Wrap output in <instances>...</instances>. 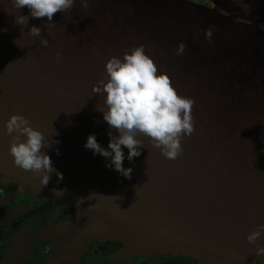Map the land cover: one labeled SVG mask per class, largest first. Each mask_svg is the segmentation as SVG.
I'll use <instances>...</instances> for the list:
<instances>
[{
  "label": "water",
  "instance_id": "95a60500",
  "mask_svg": "<svg viewBox=\"0 0 264 264\" xmlns=\"http://www.w3.org/2000/svg\"><path fill=\"white\" fill-rule=\"evenodd\" d=\"M237 1L216 3L235 8ZM17 15L29 11L0 0V177L70 209L42 264H80L93 240L120 242L116 259L264 264L256 255L264 232L254 245L245 239L264 224V32L188 0H88L87 8L75 0L71 11L54 15L53 26L30 16L21 26ZM32 26L41 36L28 34ZM181 43L186 48L177 55ZM138 46L177 94L194 102L195 131L176 159L143 136L131 162L122 146L128 179L84 145L94 134L107 150L108 132L117 135L95 110L104 107L103 96L91 89L106 76L108 59ZM11 115L27 118L52 144L42 151L62 181L54 172L42 188L38 175L14 166L4 129Z\"/></svg>",
  "mask_w": 264,
  "mask_h": 264
},
{
  "label": "clouds",
  "instance_id": "9594fccd",
  "mask_svg": "<svg viewBox=\"0 0 264 264\" xmlns=\"http://www.w3.org/2000/svg\"><path fill=\"white\" fill-rule=\"evenodd\" d=\"M13 9L27 8L33 19H46L45 26H53V17L57 13L71 11L75 0H10ZM81 6L88 7V0H81ZM29 16L17 15L15 23L27 26ZM32 37L41 36V28L32 26L28 32ZM211 28L206 31V38L211 42ZM41 46L47 47L48 41L42 39ZM186 45L181 43L176 48L177 55H182ZM57 60L60 54L56 55ZM106 76L92 87V95L103 96L104 107L95 109L103 115V121L110 129L107 150L102 148L94 134L87 137L84 148L93 155L99 154L110 158V167L130 179L132 169L123 167L125 159L122 146L127 149V159L131 162L141 155L138 150L143 143L137 137L149 139L153 147L160 150L166 159H176L182 154L181 141L195 131L191 116L193 101L181 97L172 86L166 74H158L155 62L145 54L143 46L126 52L122 58L111 57L105 64ZM5 133L12 137L9 154L14 166L30 171L40 177L41 187H47L51 175L55 172L57 182L62 181L61 173L53 168L51 158L42 149L50 148L45 144V136L33 128L31 122L22 115H11L4 125ZM23 138V139H22ZM59 143V141H55ZM57 150V155H58ZM53 193L61 194L53 189ZM264 232V224L246 236V241L254 245ZM256 255H264V248H257Z\"/></svg>",
  "mask_w": 264,
  "mask_h": 264
},
{
  "label": "flooded vegetation",
  "instance_id": "af4514ba",
  "mask_svg": "<svg viewBox=\"0 0 264 264\" xmlns=\"http://www.w3.org/2000/svg\"><path fill=\"white\" fill-rule=\"evenodd\" d=\"M216 1L208 0L205 6L264 32V2L251 6L246 0H238L235 8H220ZM69 211L65 206L33 196L15 183L2 182L0 177V264H42L52 249L53 232ZM122 249L124 246L118 241L93 240L80 264H197L191 259L167 255L112 257Z\"/></svg>",
  "mask_w": 264,
  "mask_h": 264
},
{
  "label": "rangeland",
  "instance_id": "374dc122",
  "mask_svg": "<svg viewBox=\"0 0 264 264\" xmlns=\"http://www.w3.org/2000/svg\"><path fill=\"white\" fill-rule=\"evenodd\" d=\"M188 1H190V2H193V3H196V4H201V5H206V3H207V1L206 0H188ZM206 1V3H204ZM217 4V3H216ZM211 6V5H210ZM209 8V7H208ZM210 9H215V8H210ZM215 10H217V9H215ZM217 11H219V10H217Z\"/></svg>",
  "mask_w": 264,
  "mask_h": 264
}]
</instances>
